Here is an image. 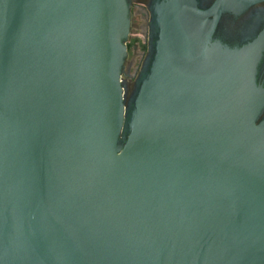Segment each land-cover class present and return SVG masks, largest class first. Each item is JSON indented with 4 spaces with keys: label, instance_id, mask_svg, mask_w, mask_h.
Segmentation results:
<instances>
[{
    "label": "water",
    "instance_id": "1",
    "mask_svg": "<svg viewBox=\"0 0 264 264\" xmlns=\"http://www.w3.org/2000/svg\"><path fill=\"white\" fill-rule=\"evenodd\" d=\"M222 6H155L127 102L128 0H0V264H264V99L209 46Z\"/></svg>",
    "mask_w": 264,
    "mask_h": 264
},
{
    "label": "flooded vegetation",
    "instance_id": "2",
    "mask_svg": "<svg viewBox=\"0 0 264 264\" xmlns=\"http://www.w3.org/2000/svg\"><path fill=\"white\" fill-rule=\"evenodd\" d=\"M168 1L128 0L130 31L121 76L127 102L135 95L139 80L152 60L151 41L157 34L155 6ZM190 1L198 10L207 12L216 0ZM213 21V14L206 18L194 15L188 18L186 27L194 38L201 39ZM214 44L226 47V59L246 61L247 74L254 83L253 96L264 99V0H223L222 11L210 35L209 46ZM263 119L264 107L256 122Z\"/></svg>",
    "mask_w": 264,
    "mask_h": 264
},
{
    "label": "rangeland",
    "instance_id": "3",
    "mask_svg": "<svg viewBox=\"0 0 264 264\" xmlns=\"http://www.w3.org/2000/svg\"><path fill=\"white\" fill-rule=\"evenodd\" d=\"M143 39V38H142ZM144 40V39H143Z\"/></svg>",
    "mask_w": 264,
    "mask_h": 264
}]
</instances>
